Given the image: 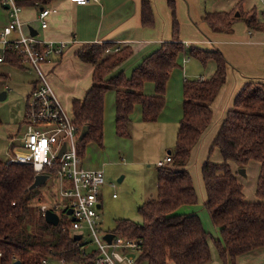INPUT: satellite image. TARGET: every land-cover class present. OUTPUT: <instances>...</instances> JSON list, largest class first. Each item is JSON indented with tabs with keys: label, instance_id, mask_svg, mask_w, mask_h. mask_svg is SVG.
<instances>
[{
	"label": "trees",
	"instance_id": "1",
	"mask_svg": "<svg viewBox=\"0 0 264 264\" xmlns=\"http://www.w3.org/2000/svg\"><path fill=\"white\" fill-rule=\"evenodd\" d=\"M54 0H23V5L46 7ZM172 12V39L133 69L130 77L122 72L109 74L130 55L123 48L117 52L113 44H90L80 48L77 57L94 66L92 84L81 101L72 103L71 117L81 129L89 130L78 142L80 156L85 146L94 142L102 147L104 98L115 92V133L130 138V115L135 105L142 109V121L158 119L165 103L166 84L170 72L177 66L179 54L185 52L180 41V25L173 1L168 2ZM256 6L243 11L241 1L229 12H206L204 22L213 32H229L237 21L250 31L264 32V16ZM236 13L238 15L236 16ZM144 26L153 24V13L147 2L141 5ZM188 58L205 66L214 62L215 71L208 80L186 79L182 88V118L178 123L175 149L169 155L172 163L157 170V196L141 204L137 212L141 223L118 221L111 233L123 239L141 240L139 264H207L211 260L209 234L196 214H180L183 206L198 201L193 179L187 169L192 151L198 146L211 125V105L226 81L227 62L218 51L190 47ZM21 67L20 56L7 52L5 59ZM154 85V95L143 92L145 83ZM218 151L221 162L210 156L201 165V177L206 194L204 203L212 224L219 229L220 239L215 243L222 264H237L241 255L264 247V83L246 82L233 100L219 130L212 139L210 152ZM250 162L259 164L255 202L244 200L242 184L234 168L243 169ZM30 165L0 162V264H42L43 260L69 264H94L95 251L83 256L75 247L69 222L53 226L45 222L40 207L32 206L38 197Z\"/></svg>",
	"mask_w": 264,
	"mask_h": 264
},
{
	"label": "crops",
	"instance_id": "2",
	"mask_svg": "<svg viewBox=\"0 0 264 264\" xmlns=\"http://www.w3.org/2000/svg\"><path fill=\"white\" fill-rule=\"evenodd\" d=\"M169 1H173L175 5L177 20L180 24V41L186 49L184 53L179 54L176 60L177 66L170 72L166 84L164 107L158 119L170 122L180 121L182 118L184 81L199 78L208 80L215 71V64L212 61L203 66L199 61L188 58L186 53L190 47L206 51L218 50L227 62L226 81L211 105L212 121L205 132V134L210 133L212 139L219 130L227 112L232 108L233 100L242 86L250 81L264 83V32L250 31L242 21L235 22L229 32H213L203 20L206 12H229L240 1L243 11H249L256 6L257 1L264 3L260 0H98V2H91L86 5H77L71 0H54L50 5L44 7L53 10L46 16L47 25L44 28L40 26L38 20L39 13L43 8L38 5H23L20 13L21 20L26 26H29L28 29L33 28L36 31L35 36L46 41H65L68 43L63 55L53 63L44 64L42 69L54 96L69 114H71L72 103L81 101L90 88L94 71V66L80 60L76 52L83 46L90 44L108 43L113 44V48L119 50L127 48L130 50L129 57L108 77L115 76L120 72L127 78L130 77L133 69L145 57L155 52L163 42L172 39V12L168 6ZM142 2H147L151 7L153 13L151 26L142 24ZM262 14L264 16V10ZM8 22L7 8L0 4V30ZM14 75L23 80L19 83L18 90L15 91L7 83ZM37 79L36 72L30 67H17L7 60L0 62V86L3 89H0V93L4 92L5 94L4 99H0V101L5 100L9 92H13L14 95L18 96L12 98L11 101L24 97L23 100L26 102ZM143 92L146 95H154L153 83H145ZM130 121L131 128L133 122L143 123L140 105H135L130 115ZM105 122H112L111 127L115 132L114 90L108 91L104 98L103 128ZM212 126H214L213 131H209ZM13 135L9 134L6 137V148ZM117 137L121 140V146L122 144L125 146V150L132 158L130 149L133 144L129 145L130 138ZM121 151L124 152V150ZM104 153V148L94 142L89 143L86 153L84 152L83 155L84 167L92 170H104V165L112 160L104 161ZM213 161L221 162L218 151ZM259 169L258 163L250 162L244 168L246 175L242 176L238 174V169L234 168L237 178L242 184L246 202L257 201L255 190ZM52 197V203H54L53 190ZM101 207L102 193L100 194L99 210ZM183 208L185 207H181L178 213ZM106 233H111V231ZM92 250L88 249V253ZM48 263L51 262L48 260ZM237 264H264V247L239 256Z\"/></svg>",
	"mask_w": 264,
	"mask_h": 264
},
{
	"label": "built area",
	"instance_id": "3",
	"mask_svg": "<svg viewBox=\"0 0 264 264\" xmlns=\"http://www.w3.org/2000/svg\"><path fill=\"white\" fill-rule=\"evenodd\" d=\"M263 1L264 0H260ZM77 5H86L98 0H71ZM7 6L9 22L0 30V62L7 52L17 53L23 67L32 68L37 74V82L25 102V110L19 135H13L9 141L7 164L30 165L34 176L47 175L46 182L52 179L57 196L63 204L54 203L51 208H63L71 211L70 229L81 238L75 241V247L83 256H87L86 241L81 229L87 231L96 245L94 264H139L137 258L142 250L141 240L123 239L114 234L111 242L99 236L100 229V194L105 184L104 171L87 169L78 151L81 129L76 126L71 115L60 105L48 82L42 66L59 59L67 48L65 41H46L32 36L28 27L21 20V7L17 0H0ZM53 10L43 8L38 20L42 28L46 27V16ZM27 27V31L25 30ZM118 48L107 52H117ZM198 80H202L199 78ZM64 145V150L61 149ZM61 152V154H60ZM172 163V157L166 156L158 161V167ZM115 195H113L114 197ZM60 203V202H59ZM48 209L41 205L40 210ZM80 231V232H78ZM1 257V253H0ZM62 263V262H61ZM42 264H49L43 260Z\"/></svg>",
	"mask_w": 264,
	"mask_h": 264
},
{
	"label": "rangeland",
	"instance_id": "4",
	"mask_svg": "<svg viewBox=\"0 0 264 264\" xmlns=\"http://www.w3.org/2000/svg\"><path fill=\"white\" fill-rule=\"evenodd\" d=\"M256 8L258 10L257 12L261 14L264 10V3H259L257 1ZM25 30L27 31V27H25ZM11 71L18 72L17 70ZM21 80L22 78L14 75L7 83L15 91L16 89L18 90V85ZM16 96L18 95L9 92L8 97L0 101V162H5L8 159L7 154L9 152L10 143H8L6 148V137H8L9 134L19 135V130L17 129H19L21 125L20 121L23 117L25 102L23 100L24 97L11 101V99ZM14 120L15 122H12ZM111 123L112 122H105L103 128L102 148H104L105 152L103 154V160H112L104 165V170L101 169L104 171L106 181L101 189L102 207L99 211L100 237L106 232L114 230L118 221L131 220L136 223H141L142 219L137 209L141 204L153 200L157 196V170L159 167L156 163L159 160L163 161L165 157L169 155L167 151H174L179 121L170 122L158 119L152 123L133 122L131 137L129 139V145L133 144L130 149L132 158L125 150V146H123V144L121 146V140L115 135ZM213 128L214 126H212L209 131H213ZM21 131L22 128L20 129V132ZM211 142V134H205L198 146L191 153L187 169L193 179L198 201L193 206H183L185 208L180 210V213H193L199 217L202 226L209 234L208 244L211 252V260L207 264H222L214 243L220 238L219 229L212 224L208 212L205 209L204 203L206 194L201 177V165L208 156L213 160L217 153L216 150L210 152ZM88 144L85 146V153ZM121 150H124V152ZM119 179H121L120 182H118ZM52 181L53 180L50 179L44 185L36 188V192L39 196L31 200V202L34 203L32 206L39 207L41 204L46 205L48 210H52L58 215L61 222H69V217L66 216V212L63 208L58 210L51 208L54 203H64V201L60 200L57 196L55 184ZM52 190L55 196L54 203H52ZM113 194L115 195L114 198L112 197ZM80 231L83 232L84 240L87 242L85 246L86 250L95 249L96 245L92 243V239L87 231L84 229ZM69 232L71 235L75 233V231L71 229H69ZM52 264L63 263L52 262Z\"/></svg>",
	"mask_w": 264,
	"mask_h": 264
},
{
	"label": "water",
	"instance_id": "5",
	"mask_svg": "<svg viewBox=\"0 0 264 264\" xmlns=\"http://www.w3.org/2000/svg\"><path fill=\"white\" fill-rule=\"evenodd\" d=\"M5 8H7V6H5ZM237 15H238V13H236V16ZM29 32H30V34L32 36L37 34L36 31L33 28H29ZM4 95H5L4 92L0 93V99H4ZM88 130H89V126L88 125H85V126H83L81 128V131H80V134H79V141H81L84 138V136L87 134ZM63 150H64V145H63V147L61 149V152ZM61 152H60V154H61ZM167 153L170 154L171 152L168 151ZM237 172H238V174H240L242 176L246 175L244 168L243 169H238ZM46 179H47V175H36L34 177L33 183L29 187V189L32 190V189L37 188L38 186L43 185L46 182ZM120 181H121V179L118 180V182H120ZM98 208H100V205H98ZM66 214L67 215L71 214V211L68 210L66 212ZM44 220H45L46 223H48L50 225H53V226H56L59 223L58 215L56 213H54L52 210H48V209L44 212ZM113 236H114V233H106V234L103 235V239L106 240L108 243H110L111 239L113 238ZM80 238H81V235H79V234L73 236V240L74 241H77ZM19 263H20V261H15L13 264H19ZM49 264H52V263H49Z\"/></svg>",
	"mask_w": 264,
	"mask_h": 264
}]
</instances>
